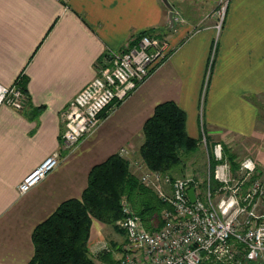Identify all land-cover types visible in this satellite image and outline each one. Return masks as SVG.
<instances>
[{"label": "crops", "instance_id": "1", "mask_svg": "<svg viewBox=\"0 0 264 264\" xmlns=\"http://www.w3.org/2000/svg\"><path fill=\"white\" fill-rule=\"evenodd\" d=\"M202 1L170 0L185 17L170 30L163 0H0V85H18L22 76L26 97L21 108L0 103V264L30 260L34 227L63 200L81 197L93 165L114 153L139 159L142 126L160 102L172 100L185 112L189 136L220 142L224 156L264 164V0H225L221 21L202 13ZM144 30L165 40L169 55L105 109L91 133L63 148L62 112L106 53L125 49ZM55 150L56 167L19 193L18 184ZM181 173L196 181L193 168ZM107 226L92 219L88 239L101 264L114 263L125 240ZM103 244L110 249L105 259L97 255Z\"/></svg>", "mask_w": 264, "mask_h": 264}, {"label": "built area", "instance_id": "2", "mask_svg": "<svg viewBox=\"0 0 264 264\" xmlns=\"http://www.w3.org/2000/svg\"><path fill=\"white\" fill-rule=\"evenodd\" d=\"M224 7L220 12V21ZM179 18V17H178ZM175 18V21L181 19ZM220 22L217 24L219 28ZM123 50H109L96 75L71 99L61 114V144L70 149L100 123L101 114L111 104L123 100L169 55L165 40L152 34L133 37ZM215 43L209 57L202 89L200 110L213 63ZM24 93L18 85H0V103L21 107ZM201 132L203 125L201 120ZM201 142L206 144L203 135ZM217 160L224 158L220 143L212 146ZM60 152L53 151L19 184L23 194L56 167ZM131 164V163H130ZM134 167L141 183L152 188L170 204L162 211L163 224L149 231L127 200L121 203L123 216L117 224L125 232L121 256L113 264H251L264 260V213L257 207L264 201V172L251 158L240 162V177H232L226 163L214 168L216 190L201 196L192 177L173 178L148 169L137 158ZM134 169V168H133ZM134 172V170H133ZM193 188L192 202L188 190ZM220 193L215 200L214 194ZM100 249L110 251L103 245Z\"/></svg>", "mask_w": 264, "mask_h": 264}, {"label": "trees", "instance_id": "3", "mask_svg": "<svg viewBox=\"0 0 264 264\" xmlns=\"http://www.w3.org/2000/svg\"><path fill=\"white\" fill-rule=\"evenodd\" d=\"M150 33L144 30L138 35ZM17 84L24 88L22 76ZM142 136L139 158L148 169L169 176L181 171L180 166L186 165L185 159L201 145L200 139L187 134L185 112L172 100L155 106L152 115L142 126ZM225 156L234 169L233 156ZM215 163L209 157L211 169ZM133 174L129 160L120 153L111 154L93 165L81 197L63 200L34 227L31 235L34 252L26 264H101L88 248L92 219L111 225L115 231L125 234L117 224L123 216V200L129 202L146 229L153 231L160 228L163 224L162 211L170 209V204L162 201L151 187L141 183ZM212 184L214 187L218 183L212 178ZM97 255L105 259L109 251L99 249Z\"/></svg>", "mask_w": 264, "mask_h": 264}, {"label": "rangeland", "instance_id": "4", "mask_svg": "<svg viewBox=\"0 0 264 264\" xmlns=\"http://www.w3.org/2000/svg\"><path fill=\"white\" fill-rule=\"evenodd\" d=\"M168 2L172 6V3L170 2V0H168ZM225 3H226L225 0H216V1H211V2H209L207 0H203L199 4L202 7V9H201L202 13L203 12L204 13H206V12H212L213 13L214 12V17L213 18L216 21H219L220 12L222 11V8L225 6ZM166 10H167V23L170 24V27H169L170 30L177 28L178 27L177 25L179 23H183L185 21V17H184V15L182 13V9L179 7V4L177 2H175V6H172L171 9H170V7L166 6ZM170 15H171V19H170ZM176 17L177 18L179 17L178 19H181V21H177L176 22L175 21ZM214 43H215V41H214ZM18 86L22 90L21 86L20 85H18ZM6 87H8V86H6ZM9 87H11V86H9ZM20 99L22 101L21 104L24 105V101L26 99L25 95L23 96V98H20ZM13 107H15V106H13ZM21 107H19V108H21ZM103 112H102L101 116L103 115ZM217 143H220V142H217ZM200 144L201 145H199L197 151H195L188 158L185 159L184 164H186V165L182 164L180 167H185L186 171L189 172V174L191 173L192 168H193L194 178L197 181L196 185L198 187V191H199V194L201 196H204V193L206 192V190L208 188L211 189L212 191H214L218 187V184H217V186H214V187H213V184H212V178L214 180H216L214 178V175H213L214 168H215L216 165H218L220 163H226L227 167H228V171L232 175V177H240L242 175V173H243V171L240 169V162L243 159H245V158H251V157L245 156V155H240L237 159H234V157H233L232 160L235 162L236 167L234 169H232L231 165H230L231 163L227 159L226 156H224V158L222 160H217L214 157V155L212 153V146L214 144H209L207 142H206V144H204L203 142H200ZM220 145L222 147V152H223V155H224V152H225L226 149L221 143H220ZM209 157H212L216 161V163H215V165H214V167L212 169L210 168ZM134 161H137V158H132L129 161L131 163L130 164L131 165V169H132V171L134 170V172H133L134 174L133 175L136 176L137 178H139L140 177L139 176V171L137 169H135ZM256 166L259 169L258 173L264 172V164L258 165L256 163ZM170 176L173 177V178L184 177L182 175L181 171H177V172L171 174ZM214 195H215L214 199L216 200L219 197L220 193H215ZM260 212L264 213V207H262L260 209ZM106 228H108L109 230H112V229L114 230V228L111 225L107 226ZM111 232H114V234L117 236L118 239H121L120 238L121 235H124V237H125L124 233L122 234V233H119V232H117L115 230L111 231ZM103 245H101V246H103ZM107 247H109L108 244H107ZM257 263L258 262H253V264H257Z\"/></svg>", "mask_w": 264, "mask_h": 264}, {"label": "water", "instance_id": "5", "mask_svg": "<svg viewBox=\"0 0 264 264\" xmlns=\"http://www.w3.org/2000/svg\"><path fill=\"white\" fill-rule=\"evenodd\" d=\"M163 2L165 3L166 6L171 7V5L169 4L168 0H163ZM170 19H171V15H170ZM188 195H189L190 200L193 202L195 200V195H194V192H193V188H190L188 190ZM257 264H264V260H261Z\"/></svg>", "mask_w": 264, "mask_h": 264}]
</instances>
